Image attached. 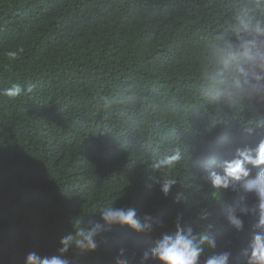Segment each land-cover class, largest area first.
<instances>
[{
    "label": "trees",
    "instance_id": "16d2710c",
    "mask_svg": "<svg viewBox=\"0 0 264 264\" xmlns=\"http://www.w3.org/2000/svg\"><path fill=\"white\" fill-rule=\"evenodd\" d=\"M215 2L0 0V89L35 85L16 99L0 95V264H24L30 251L55 254L61 235L117 198V206L166 219L182 209L196 227L207 210L225 246L223 208L234 194L214 196L203 177L245 139L238 122L255 113L232 110L225 123L208 108V116L199 107L188 112L196 103L187 91L198 51L193 33L213 25ZM20 46V58L7 61L4 52ZM177 101L183 108L172 114ZM176 145L190 158L165 200L145 186L146 168ZM176 191L186 205L171 203ZM146 241L117 228L96 252L66 255L72 264H114L119 247Z\"/></svg>",
    "mask_w": 264,
    "mask_h": 264
},
{
    "label": "clouds",
    "instance_id": "9594fccd",
    "mask_svg": "<svg viewBox=\"0 0 264 264\" xmlns=\"http://www.w3.org/2000/svg\"><path fill=\"white\" fill-rule=\"evenodd\" d=\"M208 7L215 10L213 25L197 27L193 33L198 51L187 91L196 103L188 112L208 108L225 123L232 110L255 113L238 122L245 139L229 155L213 160L203 177L214 196L222 191L234 194L223 208L229 229L225 246H220L207 210L199 212L196 227L185 220L182 209L166 219L133 205L117 206V198L98 205L86 221L79 219L61 235L55 254L30 251L24 264H72L66 255L71 249L96 252L117 228L143 235L147 241L136 250L119 247L114 264H264V0H218ZM23 52L20 46L6 50L4 56L11 62ZM3 68L8 70L10 63ZM34 88L32 83L14 81L0 89V95L16 99ZM98 99L102 105L110 104L107 94H99ZM182 108L178 101L170 102L168 111L175 114ZM188 158L190 153L176 145L162 158L152 159L145 186H155L161 197L169 199L178 186V166ZM171 203L186 205L188 197L176 191Z\"/></svg>",
    "mask_w": 264,
    "mask_h": 264
}]
</instances>
